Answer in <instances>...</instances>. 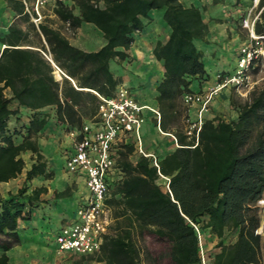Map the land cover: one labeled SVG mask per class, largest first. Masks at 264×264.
I'll use <instances>...</instances> for the list:
<instances>
[{
  "label": "trees",
  "instance_id": "obj_1",
  "mask_svg": "<svg viewBox=\"0 0 264 264\" xmlns=\"http://www.w3.org/2000/svg\"><path fill=\"white\" fill-rule=\"evenodd\" d=\"M4 1L20 21H29L20 0ZM217 3L213 0L214 5ZM235 3L245 4L241 0ZM56 7L58 19L68 29L91 24L101 33L104 45L85 53L70 46L58 31L38 25L48 47L46 50L42 45V52L81 88L104 97L111 96L120 83L109 71V63L128 59L132 34L143 29L140 19L152 11L160 12L170 30L163 44H155L152 55L163 68V77L155 87L158 126L174 137L177 148L159 159L156 169L142 156L129 161L134 144L122 145L118 152L122 177L110 186L112 199L107 202L114 208L112 233L103 236L97 253L73 264L88 260L105 264H162L163 260L167 264H201L205 233L216 240V252L206 258V264H264V215L257 205L264 200V78L244 101L230 93L229 106L235 118L205 119L195 144L185 135L188 108L182 98L193 93L190 85L194 81L208 80L202 52L194 45L195 41L204 42L208 33L200 9L185 7L180 0H71ZM256 11L254 33L262 35L264 0L258 1ZM27 38L16 23L0 38L6 46L0 53V184L23 172L22 154L33 156L23 184L15 193L0 197V264H9L6 252L20 243L19 223L30 219L31 210L46 191L40 187L27 193V182L52 177L37 145L49 115L38 111L53 105L58 124L79 130L83 118H91L94 109L92 95L73 88L62 90L63 99H59L52 66L38 51L19 48L28 43ZM5 89H9L10 97L4 95ZM12 101L17 103L16 109H10ZM19 106L32 112L25 123L18 116ZM163 178L168 179L165 191L158 184ZM68 194L65 190L57 196ZM145 235H153L163 244L156 257L143 249Z\"/></svg>",
  "mask_w": 264,
  "mask_h": 264
},
{
  "label": "crops",
  "instance_id": "obj_2",
  "mask_svg": "<svg viewBox=\"0 0 264 264\" xmlns=\"http://www.w3.org/2000/svg\"><path fill=\"white\" fill-rule=\"evenodd\" d=\"M185 7L195 6L201 10V17L208 28V33L204 42L195 41V47L202 52V61H210V66L207 70L204 67L205 74L208 76V80L204 82L194 81L190 85V90L193 93L199 90H205L214 85V75L217 72H221L227 69L220 67L221 61L217 60L219 53L222 52L224 45L231 42L232 46H237L239 41L242 42L234 31V21L239 15H235V9L228 13V15H214L219 8L228 9L231 1L236 0H217V4H213V0H189V3H185V0H180ZM243 3H247V0H241ZM24 9V8H23ZM57 7L47 8L43 11L42 20L35 25L31 22L30 18L28 22H22L18 16L7 7L4 0H0V38L7 34V29L12 23H16L17 27L27 34L28 43L19 46L20 49H30L38 51L44 59L52 66V77L54 82L58 84V97L60 100L62 97V90L73 88L75 91H81L83 93H89L92 95V105L94 109L92 111L91 118H83L82 124L92 119L96 114L97 98L94 95L93 90L88 88H81L76 79H72L58 69L48 54H44L41 50L42 45L48 50V47L44 41V38L38 31V25L47 26L49 29L58 31L63 37H65L70 46L85 52L92 53L98 51L103 45L101 33L96 30L91 24L81 23L75 30L68 29L67 25L63 24L56 15ZM155 11L150 12L147 18H141L143 29L139 33L132 34L133 44L127 51L128 59L118 63L112 61L109 63V71L114 78H118L120 83L118 85H124L130 89L134 98L140 105L147 106L151 109L157 110V104L155 97L156 85L161 81L163 77V68L160 62L152 55V50L157 42L164 43L170 32L169 28L162 21V15H153ZM234 12V13H233ZM226 13V11H225ZM23 14L28 15L23 11ZM74 15H77V11H73ZM234 14V15H233ZM29 16V15H28ZM39 33L40 37L36 35ZM226 37H230L226 40ZM226 40V42H224ZM240 44H238L239 46ZM237 46V47H238ZM6 46L0 43V53ZM236 47V49H237ZM236 53V50H235ZM132 59V62L128 64V60ZM227 62L225 61V64ZM212 70H211V68ZM58 69L60 72H56ZM212 84V85H211ZM117 85V86H118ZM116 86V87H117ZM115 87V88H116ZM4 95L10 97L9 89L4 90ZM228 94L222 92L219 96H216L215 101L211 103L213 109H209L205 116V119H212L219 117L221 110H228L231 112L229 106ZM89 106V101L87 103ZM17 103L12 101L10 109H16ZM75 109L77 107L75 106ZM41 114L49 115L47 124L40 132V137L37 139V145L40 154L46 162L47 171L52 173L51 179H44L43 177H37L27 182V193H30L35 188H45V193L39 196V202L35 208L31 210L30 219L28 221H21L18 226V236L20 243L14 246L6 252L8 256L9 264H27L29 260L35 256L32 251L33 245H39L44 250V258L49 263L50 261H56V264H73L81 257L71 254H58L53 244L52 235H54L58 229L70 224L75 218V211L80 203L81 198L86 193L83 180L78 177L68 175L64 171V158L66 153L71 150L72 137L71 133L78 131L75 128L67 127L66 125H60L55 119V106H46L38 111ZM32 112L24 107H18V116L21 117L22 122H27L26 116ZM232 113H234L232 111ZM145 120L141 126V146L146 153L155 154L158 159L163 158L165 155L170 154L177 148L174 137L169 133H163L157 125L155 118L149 111L144 112ZM189 120H193L195 117V108L192 107L188 110ZM235 118V113L231 119ZM230 119V120H231ZM229 121V120H227ZM16 121L13 120L11 125L14 126ZM122 147L119 151H122ZM119 155V154H118ZM27 156L29 159L28 164L24 163L23 172L16 178L6 183L0 184V197H6L7 193H15L16 190L23 184L24 173L29 169V166L33 163V156L31 153L26 152L21 155ZM119 157V156H118ZM139 155L133 153L128 157L129 161L134 162ZM24 161V159H23ZM119 158H117V165ZM17 181H20V186H17ZM163 185L165 180L163 178ZM15 186V189L12 187ZM162 189V188H161ZM65 190L69 191L67 197H58L57 194ZM165 191L164 189H162ZM116 198V197H115ZM112 199L109 192V197L106 200V208L109 224L107 227V233H112V225H114L115 219L113 217L114 208L107 202ZM264 217V216H262ZM258 233H261V228ZM1 254V252H0ZM47 262V263H48ZM86 264H105L104 262H96L92 260L85 261Z\"/></svg>",
  "mask_w": 264,
  "mask_h": 264
},
{
  "label": "built area",
  "instance_id": "obj_3",
  "mask_svg": "<svg viewBox=\"0 0 264 264\" xmlns=\"http://www.w3.org/2000/svg\"><path fill=\"white\" fill-rule=\"evenodd\" d=\"M20 1L24 12L35 25L40 23L43 11L48 7L55 8L59 3H71V0ZM258 1L252 0L255 7ZM257 16L258 14L251 18L250 15H246L242 20V27L247 30V39L237 48L233 71L226 75L217 72L214 75L213 86L200 92L185 94L182 98L185 106L195 108V117L186 121L185 128V135L193 139L195 144L201 125L216 96L229 88L236 91L249 89L251 87L249 71L257 61L264 63V34L254 33ZM55 70L60 72L58 69ZM94 95L98 101L96 114L82 124L81 129L71 133V150L64 158V171L68 175L81 178L86 193L76 208L73 222L58 229L53 236V244L58 254L89 256L99 251L109 224L106 200L109 197L110 186L122 177L116 163L122 145L133 143L135 153L146 158L158 169V157L143 150L140 136L141 126L145 120L144 112H151L158 125L160 120L158 110L140 105L130 89L124 85H118L109 97L96 92ZM164 180L167 189L168 179ZM194 228L197 231V228ZM200 255L201 264H206L202 251Z\"/></svg>",
  "mask_w": 264,
  "mask_h": 264
},
{
  "label": "rangeland",
  "instance_id": "obj_4",
  "mask_svg": "<svg viewBox=\"0 0 264 264\" xmlns=\"http://www.w3.org/2000/svg\"><path fill=\"white\" fill-rule=\"evenodd\" d=\"M185 3L188 4L189 0H185ZM230 6L231 7L228 6V9H226V10L223 8H219L220 10H217L214 13V15H228L229 12H230L229 15H231V12L233 11V9H235V15H239V16L236 18V20H233L234 21V28L233 29L236 32L237 37L243 42L247 39V30L242 27V20L246 15H250L251 18H253L255 15H257V12H258V11H256L257 7H255L252 2L251 3L247 2L246 4H241V3L238 4V3H235L234 1H231ZM225 11H226V13H225ZM153 15H161V13L156 11L153 13ZM225 39L229 40V42L231 40L230 37H226ZM226 40L224 42H226ZM242 42L239 43V41H238L237 46H238V44H241ZM237 46H234V45L232 46L231 42L229 44L226 43V45H224L223 47L220 46V48H222L221 49L222 52L219 53L217 60L221 61L220 67H222V68L224 66H225L224 68L227 67L226 70L221 71V72H226L227 74H229L233 71V68L235 65V55H236L235 50L237 51V49H236ZM225 61L227 62V65H223V64H225ZM127 62H128V64H130L132 62V59L128 60ZM203 64L207 70H210V69H208L210 66V61L204 60ZM211 70H212V68H211ZM249 77H250V83H251L250 84L251 87L249 89H242V90L236 91L232 88H229V89H225V90L221 91L220 93L226 91V93L228 94V97H229L230 93H232L234 95L235 99H237L239 101L246 100L249 91H251V89L255 85H258L260 83V81L262 80V78H264V63L257 61L254 64L253 68L249 71ZM219 94L217 96H219ZM213 101H215V99ZM187 108H188V110L191 109L189 107H187ZM209 109H213L211 105H210ZM229 110L231 112H227L228 110L226 111L224 109L221 110L219 112V115H220L219 118H221L225 121L230 120L233 117L234 113H232L233 110L231 108ZM187 117H188V111H187ZM186 126H187V122L184 123V129L186 128ZM23 159H24V163L28 164L29 159L27 158V156H23ZM163 182H164L163 179H160L158 181V184L160 185V187L162 189L166 190V187H165V185H163ZM20 183H21L20 181H17L16 187L20 186ZM16 187L13 186L12 189H15ZM257 205L260 209V214L264 215V200H261V202H258ZM53 236L54 235H52L51 239H53ZM204 237H206V240L203 241V239H202V245H203L202 251H203L204 257L208 258L209 256H211L213 253L216 252V249L214 248L216 240L214 237H211V236L208 237V235H206V233H205ZM141 245H142L143 249L145 250V252H147L148 255H150L151 257H156L159 253L162 252L163 247H164L163 244L161 242H159L158 240H156L153 235H145L143 240L141 241ZM31 249H32L33 254L35 256H33V258L31 260H29V262L27 264H56V261H52V262L50 261V263H49L47 260H45L44 250L41 249V247H39V245L35 244L32 246ZM162 264H167V260H163Z\"/></svg>",
  "mask_w": 264,
  "mask_h": 264
}]
</instances>
